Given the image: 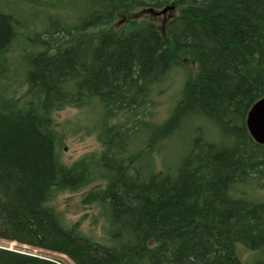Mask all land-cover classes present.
<instances>
[{
  "label": "trees",
  "instance_id": "trees-1",
  "mask_svg": "<svg viewBox=\"0 0 264 264\" xmlns=\"http://www.w3.org/2000/svg\"><path fill=\"white\" fill-rule=\"evenodd\" d=\"M62 1L0 0V86L15 50L26 85L19 97L0 87V238L75 264H247L240 243L264 264V201L243 191L264 184V145L245 125L264 96V0H68L83 4L75 20L45 17L32 35L6 9ZM166 5L159 23L143 15ZM191 63L168 118L149 122L152 87ZM95 104L99 151L64 163L53 114ZM194 118L220 140L196 136L175 171L155 169L156 148ZM89 186L81 203L99 208L98 238L51 204ZM0 264L64 263L0 247Z\"/></svg>",
  "mask_w": 264,
  "mask_h": 264
},
{
  "label": "rangeland",
  "instance_id": "rangeland-1",
  "mask_svg": "<svg viewBox=\"0 0 264 264\" xmlns=\"http://www.w3.org/2000/svg\"><path fill=\"white\" fill-rule=\"evenodd\" d=\"M61 5V7L47 9L43 5L17 3L8 4L6 9L13 10L25 25L23 27L25 31L32 35L34 32L41 31L45 17L55 19L59 16H66L69 21L75 20V11L80 10L83 4L80 1L69 2L68 0H63ZM172 13V11L166 12L154 17L159 23L160 20L165 19ZM150 14L145 12L143 15L152 17V14ZM18 56L19 50L11 52L7 73H5L6 77L2 78V86H0L3 92L6 91L5 93L15 97L21 96L26 88L23 75H21L22 73L19 70L21 61ZM183 68L192 73L195 65L191 63L172 69L162 83L152 87L147 101L148 108L146 114L149 122L153 124L164 122L168 118L172 108L179 101L182 84L185 80V74H187ZM53 117L58 122L61 130L57 149L60 159L64 163L69 164L83 155L99 151L100 144L96 138V130H94L100 118V108L97 104L82 108L67 107L55 112ZM204 134L213 141H218L221 138L213 124L204 119L194 118L183 124L154 151L152 155L154 168L169 172L175 171L181 159L189 152L192 140L196 136ZM137 140L141 143L142 137H139ZM138 141L136 143L131 142L132 150L130 151L133 152L137 149L139 146ZM138 153L134 155L136 156ZM140 159L145 160L144 157ZM142 160L140 165L143 164ZM89 188L90 186L77 192L59 193L52 200L51 204L55 205L62 212L63 217L68 223L79 221L80 228L86 235L98 238L102 234L103 225V220L99 218V208L96 204L85 205L81 203L83 193ZM243 191L248 198L264 201V184L261 186L248 185ZM0 247L36 257L52 259L64 264H75L62 253L17 243L13 240L0 238ZM235 251L236 255L247 264H251L258 257L257 253H259L247 249L240 245V243L236 245Z\"/></svg>",
  "mask_w": 264,
  "mask_h": 264
},
{
  "label": "water",
  "instance_id": "water-1",
  "mask_svg": "<svg viewBox=\"0 0 264 264\" xmlns=\"http://www.w3.org/2000/svg\"><path fill=\"white\" fill-rule=\"evenodd\" d=\"M173 9V5H166L160 10L148 8L147 11L156 16L165 14L168 10ZM245 125L252 140L255 143L264 145V96L250 106L246 114Z\"/></svg>",
  "mask_w": 264,
  "mask_h": 264
}]
</instances>
